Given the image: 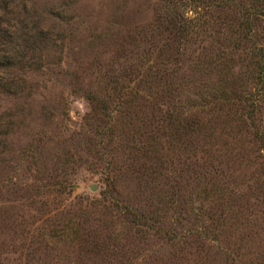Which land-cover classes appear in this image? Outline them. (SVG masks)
<instances>
[{
	"label": "rangeland",
	"instance_id": "obj_1",
	"mask_svg": "<svg viewBox=\"0 0 264 264\" xmlns=\"http://www.w3.org/2000/svg\"><path fill=\"white\" fill-rule=\"evenodd\" d=\"M0 264H264V0H0Z\"/></svg>",
	"mask_w": 264,
	"mask_h": 264
},
{
	"label": "trees",
	"instance_id": "obj_2",
	"mask_svg": "<svg viewBox=\"0 0 264 264\" xmlns=\"http://www.w3.org/2000/svg\"><path fill=\"white\" fill-rule=\"evenodd\" d=\"M248 23H249V22H248V20H247V21L245 22V24L248 25ZM257 65L259 66L260 64H257Z\"/></svg>",
	"mask_w": 264,
	"mask_h": 264
},
{
	"label": "water",
	"instance_id": "obj_3",
	"mask_svg": "<svg viewBox=\"0 0 264 264\" xmlns=\"http://www.w3.org/2000/svg\"><path fill=\"white\" fill-rule=\"evenodd\" d=\"M91 189H94V187H92Z\"/></svg>",
	"mask_w": 264,
	"mask_h": 264
}]
</instances>
